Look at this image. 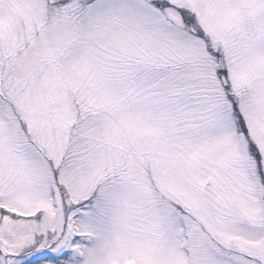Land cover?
<instances>
[{"label":"snow or ice","instance_id":"6c2138e0","mask_svg":"<svg viewBox=\"0 0 264 264\" xmlns=\"http://www.w3.org/2000/svg\"><path fill=\"white\" fill-rule=\"evenodd\" d=\"M0 264H264V0H0Z\"/></svg>","mask_w":264,"mask_h":264}]
</instances>
